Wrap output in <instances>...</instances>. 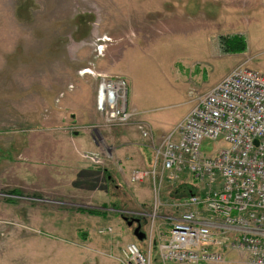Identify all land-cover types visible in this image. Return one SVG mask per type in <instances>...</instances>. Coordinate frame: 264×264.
Returning <instances> with one entry per match:
<instances>
[{
  "label": "rangeland",
  "instance_id": "rangeland-1",
  "mask_svg": "<svg viewBox=\"0 0 264 264\" xmlns=\"http://www.w3.org/2000/svg\"><path fill=\"white\" fill-rule=\"evenodd\" d=\"M169 1L0 0V264H122L128 243L149 255L150 264L160 263L156 248L137 242L136 224L128 227L124 219L139 220L151 241L163 238L152 214L178 212L197 188L188 175L172 186L158 181L157 199L152 180L130 183L131 170L145 169L122 170L115 162L123 146L111 132L120 127L104 126L94 105L100 64L129 70L128 106L132 94L155 119V145L189 111L190 94L205 93L241 59L264 72V0H224L220 25L194 27L187 36L157 19L167 16L161 8L169 11ZM127 11L143 23L157 19L156 35L124 38L135 28ZM194 13L217 19V8L199 5ZM214 32L242 35L246 51L218 52ZM123 47L130 49L120 60ZM175 60L183 69L174 76ZM134 126L127 128L141 137ZM90 153L103 165L91 164L84 156ZM142 196L149 202L140 203ZM102 228L111 232L99 234ZM243 254L232 251L225 260L244 264Z\"/></svg>",
  "mask_w": 264,
  "mask_h": 264
},
{
  "label": "built area",
  "instance_id": "built-area-1",
  "mask_svg": "<svg viewBox=\"0 0 264 264\" xmlns=\"http://www.w3.org/2000/svg\"><path fill=\"white\" fill-rule=\"evenodd\" d=\"M96 77L94 105L103 125L134 124L150 140L141 112L128 106L126 80L101 73ZM190 95L189 111L154 144L153 165L130 176L132 183L152 180L157 199L158 181L172 186L188 175L197 188L156 245L160 264H222L223 253L232 251L244 253V264H264V72L242 63L207 92ZM84 156L91 164H102L98 154ZM121 255L122 264H150V256L135 243Z\"/></svg>",
  "mask_w": 264,
  "mask_h": 264
},
{
  "label": "crops",
  "instance_id": "crops-1",
  "mask_svg": "<svg viewBox=\"0 0 264 264\" xmlns=\"http://www.w3.org/2000/svg\"><path fill=\"white\" fill-rule=\"evenodd\" d=\"M199 1L200 0H170L169 1V8H168L169 11H165L166 7L164 8L163 5H162V8H161V9L164 10V13H167L166 14L167 16H164V17L161 16V17H159L157 19L158 20H160V18L167 19V21H164V22L161 21L162 25L168 26V29L172 33L176 32V31H181V32L184 31L186 33V36H187V33L192 31V28H194V27L202 26V28H208V26L212 25L213 23H216V25H220V3L224 2V0H213V1L201 0L200 2ZM214 4H216V5H214ZM199 5L207 6L208 8L209 7L217 8V13H216L217 14V19H210V18L207 17L206 14H203L202 16L196 15L194 13V11H195V8L198 7ZM214 6H216V7H214ZM126 17L128 18V20L130 19L129 25H135V28L130 26L129 29H127V31L124 33L125 36H126L124 38H130V37L133 38L132 34H138V33H141V35H148V34H150L151 36L156 35L155 33H157L158 29L155 28L154 26L157 25L156 23H158V22H156L157 19L151 21L149 24H148V22L147 23H143V22H140V18L142 19L143 17H141V16L140 17L133 16V13H130L128 11H127V16ZM122 19H123V17H122ZM131 20L133 21V23L131 22ZM127 24H128V22H127ZM130 29L132 31L131 33L129 32ZM218 36H220V35H218L217 32H214L212 34V37L214 39H216ZM185 45L187 47L191 48V49L196 47V46H191L189 44H185ZM128 49H130V48L129 47H123V53L121 52L120 60L126 54V51ZM132 50H134V49H132ZM216 50L219 52L218 45H217ZM211 51L215 52L213 47H211ZM129 52L127 53V55H129ZM216 54L218 55V53H216ZM243 60H245V59H241L239 62H237V65L236 64L235 65L238 66V65L242 64ZM238 63H240V64H238ZM244 63L246 65L248 64L247 62H244ZM112 64L110 65V63H108V61L103 62L102 65L100 64V67H102L101 74H105V75H108V76H119L120 75L125 80L127 79V81H128V90H129L128 93L129 92L131 93V90H130L131 86H130V81H129V70H127V69L125 70L124 68H121V65H119V69H118L117 65H115V64L112 65ZM235 67H233V68H235ZM233 68H231V69H233ZM182 69H183V67L181 66V62L178 61V60H175L174 63L172 64V66H171L172 74H174V76H175L177 74V72L182 71ZM231 69H230V71H231ZM219 81H220V79L217 80L215 83L211 84L209 86V88L205 92H207L214 84H216ZM194 89L195 90H199L201 88L194 87ZM128 102H129V100H128ZM188 103L191 106V103L190 102H188ZM130 105H131V106H129L130 108H135V109L140 110L137 107V105L135 104L134 96L132 94L130 95ZM140 112H142V115H141V118H139V120L141 122H143L150 129V131L153 128V130L155 132V129H154V127H156V122L154 121L155 119H153L152 116H149L146 111L140 110ZM128 126H134V124H129L127 126L120 127L119 130H115V131L111 132V133H113L112 137L116 138V144H117L116 146H123V148L120 149L117 152V154H116V151H115V155H116L115 162H116V164H118L121 167L122 170L123 169L126 170V169H129V168H132V169H138V168L139 169L140 168L147 169L148 168L147 167V165H148L147 160H148V157H149L148 154H147V151L151 150V149L153 150V146H154L153 138H154L155 133L152 132L153 130L151 131L152 136H151L150 140H147V141H150L149 142L150 145H148L141 137H139L136 134H133L131 132L132 128H127ZM163 133H165V132H163ZM124 149H126V150L124 151ZM115 155H112L113 159H115L114 158ZM126 155H128V156H126ZM130 158H132V159H130ZM103 163H104V161H102V164L99 165V166H102ZM106 163L108 164L109 162L107 161ZM134 167H136V168H134ZM132 171L133 170H131L130 174L132 173ZM117 182L119 183V185L123 184V183H121L119 181H117ZM130 183H131V181H130ZM136 183H138V182H136ZM115 188L117 189V186ZM145 196H142L140 198V203L145 204V202H149V201H147L148 199H146ZM165 206H167V205H165ZM139 207L142 208L141 205ZM168 207H171V206H168ZM179 213H180V210L178 212L177 211L174 212L173 210H170V209H162V210H160L159 214L156 217V219H158L160 222L157 223L156 226L160 229V232H161V229H162V233L165 234V235H163V238H161L158 235V237H155L151 241V238L144 231L139 230V233L143 234L144 236L141 237L140 239L135 237V240L137 242H143V241L147 240V242H149L148 246L152 245V246H154L156 248L157 243L160 240L165 239L167 237L168 231L170 229V223L174 219H177ZM168 221H170V222H168ZM102 229H109L111 231L110 228H102ZM108 244H112V243L109 242ZM231 253L232 252H225L224 253V255H223L224 256V262L222 264L231 263L230 261L226 262V260H225V257L231 255ZM47 259L44 262H47ZM113 261H115V262L113 263ZM113 261L111 262V264H116L118 260L116 261V259H113ZM156 264H160V263L157 262Z\"/></svg>",
  "mask_w": 264,
  "mask_h": 264
},
{
  "label": "trees",
  "instance_id": "trees-1",
  "mask_svg": "<svg viewBox=\"0 0 264 264\" xmlns=\"http://www.w3.org/2000/svg\"><path fill=\"white\" fill-rule=\"evenodd\" d=\"M217 40H218L219 50L223 54H240V53H244L247 48V42L245 38L239 34L231 35V36H219ZM89 213L97 214L96 212H92V211Z\"/></svg>",
  "mask_w": 264,
  "mask_h": 264
},
{
  "label": "water",
  "instance_id": "water-1",
  "mask_svg": "<svg viewBox=\"0 0 264 264\" xmlns=\"http://www.w3.org/2000/svg\"><path fill=\"white\" fill-rule=\"evenodd\" d=\"M124 220H125V222H126L128 227H131L132 223L136 224L135 228H133L134 237L140 239L141 237L144 236L143 234L139 233V230H140V227H141L139 220H137V219H133L131 221H126V219H124Z\"/></svg>",
  "mask_w": 264,
  "mask_h": 264
},
{
  "label": "bare ground",
  "instance_id": "bare-ground-1",
  "mask_svg": "<svg viewBox=\"0 0 264 264\" xmlns=\"http://www.w3.org/2000/svg\"><path fill=\"white\" fill-rule=\"evenodd\" d=\"M154 214V213H153ZM155 215V214H154Z\"/></svg>",
  "mask_w": 264,
  "mask_h": 264
},
{
  "label": "flooded vegetation",
  "instance_id": "flooded-vegetation-1",
  "mask_svg": "<svg viewBox=\"0 0 264 264\" xmlns=\"http://www.w3.org/2000/svg\"><path fill=\"white\" fill-rule=\"evenodd\" d=\"M135 228V227H134Z\"/></svg>",
  "mask_w": 264,
  "mask_h": 264
}]
</instances>
